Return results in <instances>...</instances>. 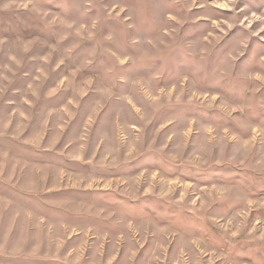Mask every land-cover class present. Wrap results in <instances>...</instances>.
Instances as JSON below:
<instances>
[{
    "label": "rangeland",
    "instance_id": "obj_1",
    "mask_svg": "<svg viewBox=\"0 0 264 264\" xmlns=\"http://www.w3.org/2000/svg\"><path fill=\"white\" fill-rule=\"evenodd\" d=\"M0 264H264V0H0Z\"/></svg>",
    "mask_w": 264,
    "mask_h": 264
}]
</instances>
